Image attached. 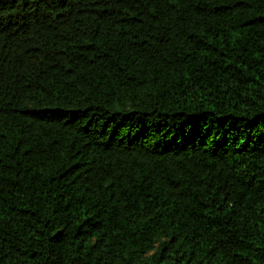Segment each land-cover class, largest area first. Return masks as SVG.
<instances>
[{
	"label": "trees",
	"instance_id": "16d2710c",
	"mask_svg": "<svg viewBox=\"0 0 264 264\" xmlns=\"http://www.w3.org/2000/svg\"><path fill=\"white\" fill-rule=\"evenodd\" d=\"M0 264H264V0H0Z\"/></svg>",
	"mask_w": 264,
	"mask_h": 264
}]
</instances>
